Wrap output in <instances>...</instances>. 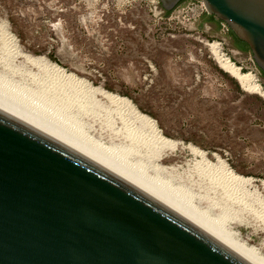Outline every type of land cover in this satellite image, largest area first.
<instances>
[{
    "label": "rangeland",
    "instance_id": "obj_1",
    "mask_svg": "<svg viewBox=\"0 0 264 264\" xmlns=\"http://www.w3.org/2000/svg\"><path fill=\"white\" fill-rule=\"evenodd\" d=\"M200 2L180 0L165 13L158 0H0V31L7 30L15 40L9 49L41 57L91 88L127 98L154 121L163 137L177 142L170 152L157 157L144 147V127H132L133 141L123 136L115 114L110 127L56 95L32 90L30 80L14 70H29L39 78L42 72L25 64L22 56L7 65L0 62V95L31 106L50 118L48 124L71 132L122 165L120 169L158 185V191H170L168 196L187 202L188 208L202 212L232 239L264 257V96L243 89L224 72L210 44H217L242 73L253 75L263 91L264 81L249 50L230 47L227 26L219 24L215 31L197 27L206 15ZM0 53L6 55L1 38ZM188 146L203 152L211 165L221 162L236 175L249 177L245 190L251 208L258 211L226 204L216 190L200 182L189 171L200 157Z\"/></svg>",
    "mask_w": 264,
    "mask_h": 264
},
{
    "label": "water",
    "instance_id": "obj_2",
    "mask_svg": "<svg viewBox=\"0 0 264 264\" xmlns=\"http://www.w3.org/2000/svg\"><path fill=\"white\" fill-rule=\"evenodd\" d=\"M180 0H158L163 11ZM264 73V0H201ZM0 264H257L175 206L0 102Z\"/></svg>",
    "mask_w": 264,
    "mask_h": 264
},
{
    "label": "bare ground",
    "instance_id": "obj_3",
    "mask_svg": "<svg viewBox=\"0 0 264 264\" xmlns=\"http://www.w3.org/2000/svg\"><path fill=\"white\" fill-rule=\"evenodd\" d=\"M1 33L2 32L0 31V34ZM0 38L2 39L4 49H6V53H5L6 55L3 57L0 56L1 65L9 64L11 59L15 56H22L25 64L29 66H35L38 69H40V71L42 72L43 78H39L37 74L29 72V70L27 71H24L23 69L14 70L13 74L14 73L18 74L19 77L22 79L30 80V82L33 84V86L29 84L32 90L38 91L40 93H45V94L50 93L52 95H56L57 97L61 98L63 102L70 104L78 111L83 112L86 116H89L92 119H96V118L103 119L105 125H109L110 127H112V119H113L111 118V114H115L121 123V127H122L121 130L123 131L121 132L123 133V136L130 138L133 141L136 140V135L134 136L132 134V132H134V129L132 127L134 128L138 126L144 127L146 129L145 130L146 133L145 134L143 133L144 135H146V138H144L143 140L144 147H150V149H153L157 157L161 156L162 154L172 151L177 146V142L163 137L158 131L157 127L155 126L154 121L148 116L139 113L127 98L116 96L101 88H93V87L91 88V86L88 83L86 84L85 81L77 79L72 74H67L63 69H60L55 64L48 65V63H45L46 60L44 61V59L41 57H33L29 55H19V53H16V51H13V49L12 50L9 49L10 47L8 45L10 44L13 46L15 43V40L13 36L9 32H7V30H5L2 33V37L0 36ZM210 50L216 60L217 65L224 72H226L231 77H233L243 89L247 91H253V92H256L264 96V91L261 89L260 85L257 84L254 76L251 75L250 73H242L235 64H233L227 57H225L224 55L220 53L219 46L217 44H214V43L210 44ZM15 100L16 99H14V101ZM14 101L9 99L8 96L5 97V96L0 95V102L4 103L5 105L9 106L15 111L23 114L24 116L30 118L31 120L41 124L42 126L48 128L49 130L57 133L63 138L75 143L76 145L80 146L81 148L91 153L95 157L99 158L105 163L118 169L120 172H122L126 176L130 177L137 183L148 188L149 190H151L152 192H154L155 194H157L158 196H160L161 198H163L164 200H166L167 202L175 206L177 209H179L180 211H182L183 213H185L186 215H188L189 217H191L192 219H194L195 221H197L198 223H200L201 225H203L204 227H206L207 229H209L210 231H212L213 233L221 237L223 240H225L230 245H232L237 250H239L244 255H246L251 260H253L255 263L264 264V257L259 256L253 248H248L245 245L232 239L229 232H225L222 228H219L218 227L219 225L216 226L215 223H213L211 219L207 220L206 219L207 216L206 218L205 216H202L203 215L202 212L197 211V210H194V211L191 210L190 208L193 209V207L188 208L190 204L189 205L186 204L187 203L186 201H185L186 203L183 204L184 202L182 203L181 201L182 199L175 198L173 194L172 196H168V193H170V191L168 192V190L166 192L164 191L165 193L162 191L163 192L162 193L159 189L160 191L159 192L157 190L158 189L157 187H159L158 185L156 186L154 185V183L152 184L150 182L149 184H152L153 186L152 187L151 185L147 184L148 182H145L148 180L143 179L144 181H142L140 180V177L139 179L137 178L138 176L136 174H135L136 175L135 177L134 173H132L134 176L131 175L130 174L131 171H129V169L126 170L127 172L120 169V167L122 168V165L120 166L116 162L117 165L120 166L118 167L115 165V162L113 160H112L113 162H110L111 160L110 159H109L110 161L107 160L108 159L107 157L105 158L102 157L101 154H99V151L97 153L95 152L94 149L92 150L88 145H86L82 140H79L71 132L70 133L69 131L66 132L67 131L66 129L64 131L62 127H61L62 129L60 128L61 130L56 129V125L55 127L54 125H52L53 126L52 127L50 125L52 121L49 124L46 122L47 120L49 121L50 118L49 119L46 118L47 119L46 120L41 115V113L40 114L37 113L35 109L31 108V106L29 108L25 106L24 104L18 105L16 104L18 101L16 102ZM188 149L192 153L197 154L200 157V160L193 162L191 166H189L191 168L189 171L193 172L192 174H195L196 178L200 182L207 184L208 188L216 190L218 195L224 199V202L226 204H230V203L234 205L236 204L240 206L242 209H246L248 207L251 208V205L253 203L251 204V201L248 200L249 196L246 191L248 189L246 188L245 190V185L249 184L251 181L249 177H243V176L236 175L231 170H229L224 163H221V162L217 166L211 165L209 161L205 158L203 152H201L200 150L192 146H188ZM154 186L156 187L154 188ZM261 187L262 189H264V182H261ZM260 206L263 207L262 205ZM251 209L253 213H256L255 211L257 209L256 210H254V208H251ZM258 215L256 216L258 217ZM260 217L262 218L261 220L264 221V210L261 212Z\"/></svg>",
    "mask_w": 264,
    "mask_h": 264
},
{
    "label": "flooded vegetation",
    "instance_id": "obj_4",
    "mask_svg": "<svg viewBox=\"0 0 264 264\" xmlns=\"http://www.w3.org/2000/svg\"><path fill=\"white\" fill-rule=\"evenodd\" d=\"M221 23L218 19H215L212 15L207 14L204 17H201L197 27H203L204 25H207L209 30L215 31L218 25ZM229 45L231 48L237 50L238 52L244 51V44L240 42V40L235 39L233 36H231ZM262 80L264 81V77L261 76Z\"/></svg>",
    "mask_w": 264,
    "mask_h": 264
},
{
    "label": "trees",
    "instance_id": "obj_5",
    "mask_svg": "<svg viewBox=\"0 0 264 264\" xmlns=\"http://www.w3.org/2000/svg\"><path fill=\"white\" fill-rule=\"evenodd\" d=\"M165 13H168L169 12V10L168 11H164ZM229 32L231 33V36H233L235 39H237L234 35H233V33L229 30ZM240 42H242V41H240ZM243 43V42H242ZM244 44V50H245V48L246 49H248L247 48V46L245 45V43H243ZM259 70V69H258ZM259 73L261 74V76H263L264 77V73L262 72V71H260L259 70Z\"/></svg>",
    "mask_w": 264,
    "mask_h": 264
},
{
    "label": "built area",
    "instance_id": "obj_6",
    "mask_svg": "<svg viewBox=\"0 0 264 264\" xmlns=\"http://www.w3.org/2000/svg\"><path fill=\"white\" fill-rule=\"evenodd\" d=\"M199 8L200 9H203V6H202V3L201 2L199 3ZM220 24H221L222 27H224L225 29H227L226 28V25L224 23L221 22Z\"/></svg>",
    "mask_w": 264,
    "mask_h": 264
}]
</instances>
